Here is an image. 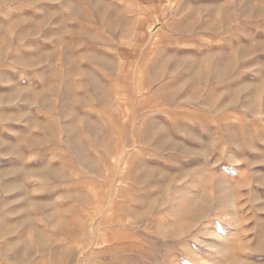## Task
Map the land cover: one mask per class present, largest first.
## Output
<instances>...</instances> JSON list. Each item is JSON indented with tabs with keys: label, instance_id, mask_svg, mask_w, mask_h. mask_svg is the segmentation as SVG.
Returning <instances> with one entry per match:
<instances>
[{
	"label": "rangeland",
	"instance_id": "374dc122",
	"mask_svg": "<svg viewBox=\"0 0 264 264\" xmlns=\"http://www.w3.org/2000/svg\"><path fill=\"white\" fill-rule=\"evenodd\" d=\"M0 49V264H264V0H0Z\"/></svg>",
	"mask_w": 264,
	"mask_h": 264
},
{
	"label": "bare ground",
	"instance_id": "6f19581e",
	"mask_svg": "<svg viewBox=\"0 0 264 264\" xmlns=\"http://www.w3.org/2000/svg\"><path fill=\"white\" fill-rule=\"evenodd\" d=\"M1 50V49H0ZM2 54V53H1ZM30 65V64H29ZM19 90V89H18ZM16 91V90H15ZM13 102V101H12ZM5 103V102H4ZM11 117V116H10ZM5 118H7V117H5ZM3 141V140H2ZM13 157H15V154H13L12 155ZM12 169L13 168H11L10 170H8V171H6V172H0V177H3V176H5V175H7V174H10L11 172H12ZM219 195L222 197H220V200H223V197H224V195H225V190L223 189V188H220L219 189ZM202 212H200V211H198L197 209H195L194 211H193V213H191L192 215H193V218L195 219V218H198V217H200L202 214H201ZM67 229V228H66ZM185 232H187V231H189L187 228H185V229H183ZM202 230H200V229H198V231H195V234H197V233H199V232H201ZM56 242V241H55ZM52 243V242H51ZM62 246V245H61ZM60 247V246H59ZM78 248V247H77ZM80 248V247H79ZM60 249V248H59ZM70 248L68 247V250H69ZM57 250V249H56ZM63 250V249H62ZM219 250H220V252H224L225 250H226V247L225 246H223V245H220L219 246ZM228 250V249H227ZM76 251V250H75ZM77 251H79V250H77ZM88 251V250H87ZM75 253H77V252H75ZM81 253H82V255L83 254H86L85 253V251L84 250H82L81 251ZM63 259H66L65 257L63 258ZM77 260V259H76ZM81 262H83L82 260H81ZM60 262L58 261V262H56L55 264H59ZM80 264H82V263H80ZM84 264V263H83Z\"/></svg>",
	"mask_w": 264,
	"mask_h": 264
}]
</instances>
